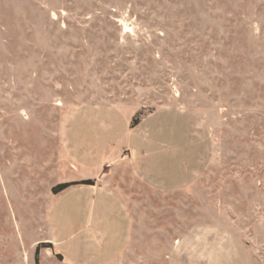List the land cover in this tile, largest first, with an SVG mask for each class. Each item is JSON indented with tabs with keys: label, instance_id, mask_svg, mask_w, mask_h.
<instances>
[{
	"label": "rangeland",
	"instance_id": "374dc122",
	"mask_svg": "<svg viewBox=\"0 0 264 264\" xmlns=\"http://www.w3.org/2000/svg\"><path fill=\"white\" fill-rule=\"evenodd\" d=\"M108 105L131 124L162 111L184 165L202 157L186 190L137 185L138 221L155 225L143 264H170L174 241L206 229L264 264V0H0V264H70L53 232L68 260L104 259L83 243L108 242L106 194L53 190L86 174L69 168L75 128L72 157L108 161L82 114Z\"/></svg>",
	"mask_w": 264,
	"mask_h": 264
},
{
	"label": "crops",
	"instance_id": "0c3cea01",
	"mask_svg": "<svg viewBox=\"0 0 264 264\" xmlns=\"http://www.w3.org/2000/svg\"><path fill=\"white\" fill-rule=\"evenodd\" d=\"M105 109L108 112L105 117L92 114L89 118V113L93 111H86L89 109H82L84 111L82 114H85V124H91L93 126L91 129L96 131V138L103 143V150H107L108 161L93 167L85 164L83 158H73L72 154H78L76 152L78 144H74L75 131L78 133L80 131L79 127L77 130L75 128L71 133L74 140L73 148L64 139L65 149L70 156L69 168L76 174L81 170L86 174L80 178H67L63 184L90 180L94 182V185L72 186L58 194L63 195L77 187L86 186L92 188L94 193L102 191L106 194L108 198L105 201V206L108 208V242L102 249H95L92 244L83 243V246L89 250H97L103 254L104 259L98 262H81L79 258L73 256L72 260H68L66 253L70 255L73 253L60 247V243L55 238V232H53V243L59 255L70 264H119L123 261L143 264L145 246L150 241L149 232L154 231L155 225L142 220L138 221L137 215L144 213L145 207L143 200L140 199L144 197L142 190L137 191V185L148 188L151 194L154 193L157 196L186 190L199 174L202 157L198 152L196 169H188L184 165L185 157L179 152L182 148L172 141L174 137L170 130L168 129L166 134L161 133L160 131L165 127H160L155 123L158 113L162 111L150 114L133 126L130 117L120 109L109 105ZM77 113L75 111L71 118L74 126L77 125L75 121ZM82 114H80L81 117ZM119 116L125 117L128 128L123 135V139L128 143L121 149L118 148L121 145V136L118 135V129L115 127ZM70 132L71 127L68 125L64 138ZM133 137L136 139L134 145L130 141ZM92 228L93 224L90 226V229ZM216 239V232L213 230L206 229L194 234L188 232L179 240L174 241L167 259L170 264H250V257L235 253L231 250V245L223 247L225 250L220 249V251ZM153 240L155 241V238ZM226 249H229L228 253L225 252Z\"/></svg>",
	"mask_w": 264,
	"mask_h": 264
},
{
	"label": "trees",
	"instance_id": "16d2710c",
	"mask_svg": "<svg viewBox=\"0 0 264 264\" xmlns=\"http://www.w3.org/2000/svg\"><path fill=\"white\" fill-rule=\"evenodd\" d=\"M141 120H136L133 122V126L137 125ZM78 185H94L93 181H82V182H73V183H65V184H60L57 187L54 188L53 193L54 194H59L67 189H69L72 186H78ZM59 258H61V256L59 255Z\"/></svg>",
	"mask_w": 264,
	"mask_h": 264
}]
</instances>
